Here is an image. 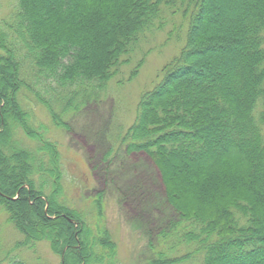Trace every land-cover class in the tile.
<instances>
[{
    "label": "trees",
    "instance_id": "1",
    "mask_svg": "<svg viewBox=\"0 0 264 264\" xmlns=\"http://www.w3.org/2000/svg\"><path fill=\"white\" fill-rule=\"evenodd\" d=\"M165 14L185 19L184 46L121 138L152 160L177 217L151 264H264V0H14L0 20V206L19 246L121 264L104 196L88 216L61 202L51 129L70 131V114L107 93ZM31 100L52 127L37 125Z\"/></svg>",
    "mask_w": 264,
    "mask_h": 264
},
{
    "label": "rangeland",
    "instance_id": "2",
    "mask_svg": "<svg viewBox=\"0 0 264 264\" xmlns=\"http://www.w3.org/2000/svg\"><path fill=\"white\" fill-rule=\"evenodd\" d=\"M13 4L14 0H0V20L10 16ZM164 24L163 30L149 34L141 43L123 68L124 73L112 81L98 102L70 114V131L51 129L62 156L61 202L88 216L93 198L104 196L105 227L118 244L121 264H151L158 235L177 219L152 160L142 152L126 153L121 146V138L136 120L141 97L161 81L163 67L184 46V35L179 36L177 30L186 24L185 19L165 14ZM143 58L142 67L130 78ZM31 102L37 125L51 126L44 107ZM19 135L26 140L22 132ZM23 241L24 236L0 206V264L17 260L25 264H61V257L49 243L19 246ZM177 252L174 256L184 254L183 249Z\"/></svg>",
    "mask_w": 264,
    "mask_h": 264
}]
</instances>
